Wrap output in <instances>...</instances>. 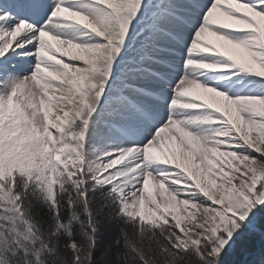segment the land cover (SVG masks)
I'll return each mask as SVG.
<instances>
[{
    "label": "snow or ice",
    "instance_id": "obj_1",
    "mask_svg": "<svg viewBox=\"0 0 264 264\" xmlns=\"http://www.w3.org/2000/svg\"><path fill=\"white\" fill-rule=\"evenodd\" d=\"M257 239L264 0H0V264H243Z\"/></svg>",
    "mask_w": 264,
    "mask_h": 264
},
{
    "label": "trees",
    "instance_id": "obj_2",
    "mask_svg": "<svg viewBox=\"0 0 264 264\" xmlns=\"http://www.w3.org/2000/svg\"><path fill=\"white\" fill-rule=\"evenodd\" d=\"M258 239L254 244L250 245V249L247 247L244 248L243 251L238 250V258L243 262V264H253L254 261H258L262 254H264V250L260 243H258ZM256 245L259 247V252L257 254H253L255 252Z\"/></svg>",
    "mask_w": 264,
    "mask_h": 264
},
{
    "label": "rangeland",
    "instance_id": "obj_3",
    "mask_svg": "<svg viewBox=\"0 0 264 264\" xmlns=\"http://www.w3.org/2000/svg\"><path fill=\"white\" fill-rule=\"evenodd\" d=\"M210 39H214V38H211V37H209ZM157 154H159V152H158V150H157ZM150 187H151V185H150ZM245 247H247V249H250L251 247H250V245H245ZM238 248H239V246H238ZM258 249V248H257ZM258 251V250H257ZM257 251H255L253 254H257L258 252ZM239 253H237V255H238Z\"/></svg>",
    "mask_w": 264,
    "mask_h": 264
}]
</instances>
